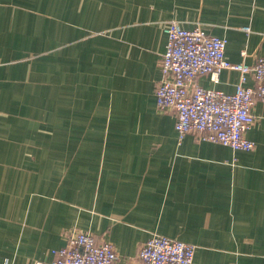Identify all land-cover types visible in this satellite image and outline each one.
I'll list each match as a JSON object with an SVG mask.
<instances>
[{"label": "crops", "instance_id": "0c3cea01", "mask_svg": "<svg viewBox=\"0 0 264 264\" xmlns=\"http://www.w3.org/2000/svg\"><path fill=\"white\" fill-rule=\"evenodd\" d=\"M171 22L225 39L231 64L264 58V0H0V264L49 262L73 231L115 264L153 235L192 264H264V104L251 151L179 141L155 100Z\"/></svg>", "mask_w": 264, "mask_h": 264}, {"label": "built area", "instance_id": "2783aa9c", "mask_svg": "<svg viewBox=\"0 0 264 264\" xmlns=\"http://www.w3.org/2000/svg\"><path fill=\"white\" fill-rule=\"evenodd\" d=\"M249 31L248 28H244ZM167 41L159 66L161 79L155 90L156 106L175 113L174 129L181 141L194 133L200 140L217 143L235 151H251L255 143L245 132L255 122L254 104H264V58L254 65L231 64L225 55L227 41L208 35L201 28L186 30L171 22L164 29ZM239 72L233 93L208 90L196 82L209 74L218 82L221 70ZM251 75L254 86H247ZM51 261L30 264H115L118 257L109 243H97L89 233L73 231L65 246L52 252ZM194 247L190 244L153 235L137 251V264H192Z\"/></svg>", "mask_w": 264, "mask_h": 264}]
</instances>
